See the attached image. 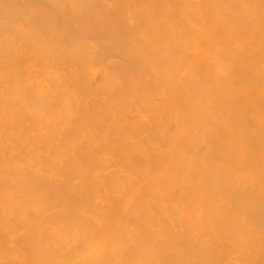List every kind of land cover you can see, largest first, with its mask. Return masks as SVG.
<instances>
[{"label":"bare ground","instance_id":"1","mask_svg":"<svg viewBox=\"0 0 264 264\" xmlns=\"http://www.w3.org/2000/svg\"><path fill=\"white\" fill-rule=\"evenodd\" d=\"M0 264H264V0H0Z\"/></svg>","mask_w":264,"mask_h":264}]
</instances>
